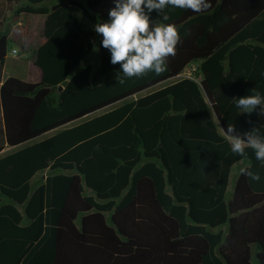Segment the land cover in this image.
<instances>
[{
    "label": "trees",
    "instance_id": "16d2710c",
    "mask_svg": "<svg viewBox=\"0 0 264 264\" xmlns=\"http://www.w3.org/2000/svg\"><path fill=\"white\" fill-rule=\"evenodd\" d=\"M113 7L53 6L40 83H2L9 41L0 34V152L32 143L0 158V264H252L254 246L264 264V165L251 149L233 154L221 135L231 125L264 134L259 110L241 114L233 99L264 93V0L166 9L181 37L167 71L124 85L93 31ZM151 19L161 21L156 11ZM97 42L99 66L79 69ZM193 67L199 82L178 79ZM239 164L261 179L240 172L228 198Z\"/></svg>",
    "mask_w": 264,
    "mask_h": 264
},
{
    "label": "clouds",
    "instance_id": "9594fccd",
    "mask_svg": "<svg viewBox=\"0 0 264 264\" xmlns=\"http://www.w3.org/2000/svg\"><path fill=\"white\" fill-rule=\"evenodd\" d=\"M113 3L108 22L96 23L93 31L110 53V63L120 65V75L116 77L120 85L149 72L160 75L167 71V60L176 54L181 37L174 24L166 23L170 19L167 14L162 15L166 9L205 13L211 8V0H113ZM153 11L160 15L161 21H152ZM233 99L241 114L250 116L258 109V116L264 117V93L253 89L250 95ZM221 135L233 154L246 158L247 150L251 149L256 160L264 165V134L257 127L239 135L231 125L226 130L221 128ZM241 173L252 181L261 179L258 173L248 169H241Z\"/></svg>",
    "mask_w": 264,
    "mask_h": 264
},
{
    "label": "crops",
    "instance_id": "0c3cea01",
    "mask_svg": "<svg viewBox=\"0 0 264 264\" xmlns=\"http://www.w3.org/2000/svg\"><path fill=\"white\" fill-rule=\"evenodd\" d=\"M65 1L52 0L40 6H31L28 0H23L14 4L13 10H8V0H0V34L7 35L9 41L2 83L10 78H16L26 83H40L42 81L43 72L36 66L35 62L39 49L47 43L46 21L53 6ZM14 50L18 51L17 55L13 54ZM10 60H13L14 64H11ZM53 134L54 132L42 139ZM30 144L32 143L17 147L6 145L0 152V158L24 149ZM19 209L23 212L22 207H19Z\"/></svg>",
    "mask_w": 264,
    "mask_h": 264
},
{
    "label": "rangeland",
    "instance_id": "374dc122",
    "mask_svg": "<svg viewBox=\"0 0 264 264\" xmlns=\"http://www.w3.org/2000/svg\"><path fill=\"white\" fill-rule=\"evenodd\" d=\"M25 6H27V5H25ZM21 59H24V58H21ZM10 63L14 64L13 60H10ZM99 63H100V50H99V43L97 42L94 50L81 63L79 69L85 68L86 66H88L90 64L92 66H94V68L96 69L99 66ZM189 69H191V68H189ZM189 69H187L186 71L188 72ZM182 78H183V76L178 78V79H182ZM198 78H199V76H198ZM171 82L172 81H169L168 83H171ZM168 83L162 84L158 88H161ZM262 120H264V117H262ZM245 167H246L245 164H239L238 166H236L232 169L231 175H230V180H229V186H228V198H231L233 191H234L235 182H236V180H237V178L241 172V169H244ZM51 174H53L51 171H46V172L40 173L34 179L33 185L37 186V185L41 184L43 181H45L46 177L51 175ZM78 225L80 226V220L78 221ZM224 229L226 230V228H224ZM257 254H258V249L256 246H254L252 249V264H258Z\"/></svg>",
    "mask_w": 264,
    "mask_h": 264
},
{
    "label": "built area",
    "instance_id": "2783aa9c",
    "mask_svg": "<svg viewBox=\"0 0 264 264\" xmlns=\"http://www.w3.org/2000/svg\"><path fill=\"white\" fill-rule=\"evenodd\" d=\"M13 54L14 55H17L18 54V51L17 50H14L13 51ZM196 70H197L196 67H193V68L189 69L188 72L186 71L185 73H183L182 75H180V77L183 76V78H188V79H192V80H194L196 82H199L200 81V78L196 77V75H195Z\"/></svg>",
    "mask_w": 264,
    "mask_h": 264
},
{
    "label": "water",
    "instance_id": "95a60500",
    "mask_svg": "<svg viewBox=\"0 0 264 264\" xmlns=\"http://www.w3.org/2000/svg\"><path fill=\"white\" fill-rule=\"evenodd\" d=\"M60 89L62 90V89H63V87H60Z\"/></svg>",
    "mask_w": 264,
    "mask_h": 264
}]
</instances>
